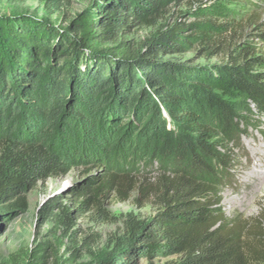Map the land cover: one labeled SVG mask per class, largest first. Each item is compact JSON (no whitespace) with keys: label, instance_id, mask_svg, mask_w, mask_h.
I'll return each instance as SVG.
<instances>
[{"label":"trees","instance_id":"obj_1","mask_svg":"<svg viewBox=\"0 0 264 264\" xmlns=\"http://www.w3.org/2000/svg\"><path fill=\"white\" fill-rule=\"evenodd\" d=\"M66 1L44 0L45 8L53 13ZM186 1L95 0L67 26L0 16V222L27 212V194L40 183L74 173L82 152L116 166L72 187L73 209L58 197L46 201L43 219L108 215L102 199L111 194L127 202L137 192L134 204L153 197L157 208L134 221L130 237L98 264L170 256L178 257L174 264L264 259L257 247L263 218L230 219L221 207L250 118L264 117V55L235 46L213 66L165 62L163 56L195 46L209 59L223 53V32L235 23L217 26L207 13L201 23L161 27L145 48L125 39L158 26Z\"/></svg>","mask_w":264,"mask_h":264},{"label":"rangeland","instance_id":"obj_2","mask_svg":"<svg viewBox=\"0 0 264 264\" xmlns=\"http://www.w3.org/2000/svg\"><path fill=\"white\" fill-rule=\"evenodd\" d=\"M94 3L95 0H67L61 9L50 13L44 0H0V16L20 15L46 20L55 26H67ZM204 13L217 26L235 23V28L223 32L226 42L223 53L209 59L203 56L201 47L195 46L187 53L163 56L165 62L192 68L213 66L224 62L229 49L235 46L264 55V0H189L173 6L158 26L134 30L125 39L137 48H145L161 27L176 21L188 25L201 23V14ZM127 121L119 120L120 124ZM145 122L147 116L135 124L132 131L140 130ZM250 125V134L243 139L244 149L238 151L234 179L222 189L221 207L230 219L241 217L255 221L263 218L264 228V117L252 115ZM106 151L110 153V150ZM77 159L74 173L40 183L27 194V212H18L0 222V264H98L119 241L130 237L134 221L141 222L154 216L157 210L155 199L151 197L136 205L134 198L138 193L135 192L127 202H120L113 194L102 199L108 215L92 211L86 215H69V219L63 215L43 219L39 210L46 201L58 197L60 204L73 209L75 200L70 189L87 177L104 175L116 166L115 162L109 165L98 162L92 155L85 157L82 152ZM149 173L148 179L156 176L155 169H150ZM261 241L263 245L257 243V247L264 250V240ZM72 253L75 259L69 262ZM39 255L44 257L39 259ZM177 260V256L152 260L138 257L136 264H174ZM254 264H264V259Z\"/></svg>","mask_w":264,"mask_h":264}]
</instances>
